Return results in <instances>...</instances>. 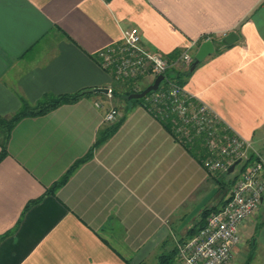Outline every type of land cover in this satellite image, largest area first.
<instances>
[{"label":"crops","instance_id":"obj_1","mask_svg":"<svg viewBox=\"0 0 264 264\" xmlns=\"http://www.w3.org/2000/svg\"><path fill=\"white\" fill-rule=\"evenodd\" d=\"M133 28L145 50L166 59L194 43L197 53L207 36L221 48L236 33L183 87L264 159V0H0V118L23 101L87 93L14 128L0 162V264H183L179 245L199 233L206 209L231 197L221 175L126 98L154 74L118 81L125 101L116 103L99 54ZM110 88L112 97L95 92ZM111 108L123 120L118 130L48 194L111 125ZM239 236L230 264H264V195Z\"/></svg>","mask_w":264,"mask_h":264},{"label":"built area","instance_id":"obj_2","mask_svg":"<svg viewBox=\"0 0 264 264\" xmlns=\"http://www.w3.org/2000/svg\"><path fill=\"white\" fill-rule=\"evenodd\" d=\"M141 45L140 31L137 28L128 30L122 45L100 52L102 68L117 81L137 80L149 73L156 78L164 76L159 89L146 97L148 110L169 123L178 140L201 143L208 153L203 167L211 174L227 173L238 160L244 164L225 206L209 216L206 226L192 240L178 247L183 264H230L240 244V225L257 212L262 202L264 159L249 142L230 133L208 106L197 103L170 77L172 68L191 66V48L195 43L174 61L149 52ZM108 95L112 97L113 88ZM96 105L102 107L100 103ZM118 117V110L111 108L105 123L113 124Z\"/></svg>","mask_w":264,"mask_h":264},{"label":"trees","instance_id":"obj_3","mask_svg":"<svg viewBox=\"0 0 264 264\" xmlns=\"http://www.w3.org/2000/svg\"><path fill=\"white\" fill-rule=\"evenodd\" d=\"M211 39L210 36H207L201 40L199 43L200 45L204 42ZM180 55L174 54L169 57V61H174L176 60ZM193 72L190 71L189 68L185 67H174L170 70V77L179 85L184 86L188 80V78L192 75ZM120 82H126L130 83L131 85L135 82V79H128V80H122ZM144 90L141 91H135V90H129L126 92L125 96L129 100V97L132 94L135 93H141ZM114 93V90H113ZM87 93L86 92H78L75 94H69V95H61V96H50L47 95L45 96L41 101L37 102L36 104H30L26 101H23L21 109L16 112L14 115L10 116L9 118H0V162H2L7 156H8V143L11 137V134L14 130V128L17 126V124L22 121L23 119L26 118H31V117H38V116H43L47 115L48 113L52 112L53 110L59 108L60 106L63 105H68V104H74L78 102L80 99H82ZM130 103L132 104H142L144 105L147 109L149 108L148 105L146 104V97L140 100H129ZM152 113V112H151ZM154 115V113H152ZM157 120H159L163 126L172 134V136L175 138V140L180 143L185 149L192 154L195 158L199 160V162L203 165L204 159L208 157V153L201 146V143L199 141L194 142L193 144L187 143L186 141H181L178 140L173 132L171 125L165 121H163L160 117L157 116ZM123 120H117L115 123L111 124L110 126H107L105 129H103L96 140V143L88 152L86 156H84L82 159L78 160L69 170L68 172L62 177L61 180L58 182L54 183L53 186L48 190L49 193H54L57 189L62 187L67 183L69 180L71 174L82 164L88 161L92 157V153L95 147L101 146L107 139L113 135L118 128L120 127L121 123ZM208 172V171H207ZM211 174L210 172H208ZM213 175V174H211ZM214 176V175H213ZM228 178V180H227ZM218 180V179H217ZM236 177L230 178V175L227 173L223 174L220 177V180H218L219 183L225 188H232L234 183H235ZM36 202L31 203L30 205L34 204ZM29 207V206H28ZM217 208H209L206 209L201 217V228H204L207 224V220L209 216L217 212Z\"/></svg>","mask_w":264,"mask_h":264},{"label":"water","instance_id":"obj_4","mask_svg":"<svg viewBox=\"0 0 264 264\" xmlns=\"http://www.w3.org/2000/svg\"><path fill=\"white\" fill-rule=\"evenodd\" d=\"M239 40V36L236 33H231L228 36H226L222 42H221V48H218L213 42L212 40H207L205 42H203L199 48L198 51L194 57V60L190 66V71L193 72L195 71V69L201 64V62H203L207 57L211 56L212 54L215 53L216 50H220L223 48H227L231 45H233L234 43H236ZM164 80V76H159L156 78L155 82L150 85L148 88H146L143 92L141 93H135L132 94L129 97V100H140L143 99L145 97H147L149 94H151L152 92H156L159 87L161 82ZM96 93H109V89H96L95 90ZM241 161L238 160L237 162H235L228 170L227 174L231 175L235 172L237 165L240 163Z\"/></svg>","mask_w":264,"mask_h":264},{"label":"rangeland","instance_id":"obj_5","mask_svg":"<svg viewBox=\"0 0 264 264\" xmlns=\"http://www.w3.org/2000/svg\"><path fill=\"white\" fill-rule=\"evenodd\" d=\"M191 55L195 57L196 52L191 53ZM119 85H120V82H118L116 80L115 81V86L117 87V90H118V94L116 95V103H120L122 101H125L124 93L122 92L121 85L120 86ZM243 166H244L243 163H239L238 166H237V168H236V170H235V172L230 175V178H234V177H237L238 175H241V169H242ZM227 180H228V178H227ZM222 190H223V192L224 191L227 192L224 187L222 188Z\"/></svg>","mask_w":264,"mask_h":264}]
</instances>
